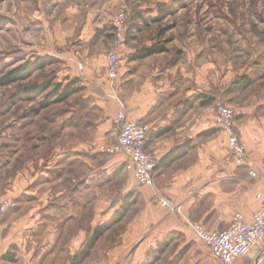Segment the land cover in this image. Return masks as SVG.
Returning a JSON list of instances; mask_svg holds the SVG:
<instances>
[{
	"label": "rangeland",
	"instance_id": "1",
	"mask_svg": "<svg viewBox=\"0 0 264 264\" xmlns=\"http://www.w3.org/2000/svg\"><path fill=\"white\" fill-rule=\"evenodd\" d=\"M128 1L130 39L122 46L111 25ZM111 39L114 48L105 54L116 50L121 66L146 65L164 97H200L194 111L215 112L216 119L218 106L228 107L240 138L246 123L261 118L264 124V0H0V80L32 67L15 83L0 82V194L10 201L2 225L30 223L27 216L41 190L47 200L41 217L65 220V232L80 233L86 242L127 202L134 203L125 216L145 213L138 189L123 187L122 167L98 144L102 115L92 87L73 73L82 47L98 53ZM149 48L162 52L134 59ZM43 59L50 62L40 68ZM73 79L81 91L59 99ZM34 87L48 88L36 93ZM199 243L195 254L211 256ZM239 260L264 264V238Z\"/></svg>",
	"mask_w": 264,
	"mask_h": 264
},
{
	"label": "crops",
	"instance_id": "2",
	"mask_svg": "<svg viewBox=\"0 0 264 264\" xmlns=\"http://www.w3.org/2000/svg\"><path fill=\"white\" fill-rule=\"evenodd\" d=\"M114 45L111 39L98 53L86 45L73 63V73L84 86L92 87L90 94L101 111L98 144H114V121L124 110L131 121L151 127L147 150L159 165L152 185L139 187L133 173L126 170L127 158L112 156V163L122 167L121 174L127 178L123 187L138 189L137 200L147 209L142 215L125 216L107 229L81 264H219L206 251L205 256L195 254L202 245L191 224L224 231L238 213L252 220L259 208L255 195L264 179L262 119L246 123L241 130L250 167L240 166L228 149L227 135L217 125L215 112L202 114L194 111L200 104H191L193 100L164 97L161 83L151 82L146 65L123 63L116 82L110 83L105 53ZM251 168L262 176L250 177ZM42 192L32 201L27 216L30 223L1 225L0 264H73L84 250L86 238L65 232V220L41 217V211L47 210L46 193ZM7 197L0 194V201ZM235 264H245V260Z\"/></svg>",
	"mask_w": 264,
	"mask_h": 264
},
{
	"label": "built area",
	"instance_id": "3",
	"mask_svg": "<svg viewBox=\"0 0 264 264\" xmlns=\"http://www.w3.org/2000/svg\"><path fill=\"white\" fill-rule=\"evenodd\" d=\"M132 13L131 3L123 2L113 18L111 27L114 39L119 45L124 46L128 42L127 35ZM121 62L122 58L116 50L108 54L106 71L111 82L118 78ZM217 111V124L227 134L230 153L233 154L239 165L250 167L240 133L234 125L235 112L224 105H219ZM150 131L151 127L131 121L128 114L121 110L113 125L115 142L105 147V151L109 155L123 154L127 158L126 170L133 173L136 185L139 187L152 185L159 165L157 157L147 150ZM249 176L257 179L262 175L256 169L251 168ZM262 182L261 189L255 195L259 208L251 221H248L243 214L238 213L229 228L224 231H208L198 222L191 224V228L207 247L211 257L221 264H233L247 256L264 238V179ZM9 207V200L0 202V227Z\"/></svg>",
	"mask_w": 264,
	"mask_h": 264
},
{
	"label": "trees",
	"instance_id": "4",
	"mask_svg": "<svg viewBox=\"0 0 264 264\" xmlns=\"http://www.w3.org/2000/svg\"><path fill=\"white\" fill-rule=\"evenodd\" d=\"M131 20H132V17H131L130 21ZM127 39H130L129 33L127 35ZM160 52H162V51H160V50L158 51V50H155V49H152V48L145 49L144 51L136 54L134 56V59L135 60H144L145 58L152 57L154 55L159 54ZM48 62H50V61L43 59L41 61V63L38 64V67L42 68L44 66V64H46ZM35 67H37V66H35ZM31 69H32L31 66H29V67L25 66V67H23L21 69H15L13 72H10V73H8V75L3 77L0 80V82L3 85L15 83L16 81H19L21 78H23L25 75H27ZM77 82H78V79H73V81L68 85V87L66 88L64 93L59 96V99L65 100V99L73 96V94L81 91V89H79V87L75 86L77 84ZM47 88L46 87H34L31 90L35 91L36 93H39L40 91H42V93H43L44 90H47ZM198 100H200V97H197V98L194 99V101H191V104H194ZM201 104L203 106H205L206 104H208V102L205 101V102H202ZM133 203L134 202H127L123 206V208L118 212L117 217H115L112 221H110L106 226H100V227H98V228H96L94 230L95 232L87 240L84 250L81 253H79V255H77L73 259V261H74L73 264H81L83 262V260L88 257V255L90 254L91 250H93V248L95 247L96 243L106 233L107 229H109L111 226H113L115 224L120 223L125 218L126 213L129 211V207H131L133 205Z\"/></svg>",
	"mask_w": 264,
	"mask_h": 264
}]
</instances>
